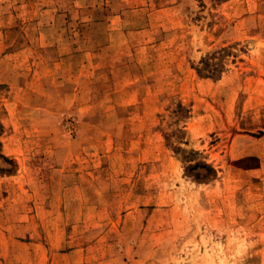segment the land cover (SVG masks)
<instances>
[{
  "label": "rangeland",
  "instance_id": "1",
  "mask_svg": "<svg viewBox=\"0 0 264 264\" xmlns=\"http://www.w3.org/2000/svg\"><path fill=\"white\" fill-rule=\"evenodd\" d=\"M0 264H264V0H0Z\"/></svg>",
  "mask_w": 264,
  "mask_h": 264
},
{
  "label": "trees",
  "instance_id": "2",
  "mask_svg": "<svg viewBox=\"0 0 264 264\" xmlns=\"http://www.w3.org/2000/svg\"><path fill=\"white\" fill-rule=\"evenodd\" d=\"M202 66L197 67V71L199 75L209 77V76H215L216 72H218L219 65L217 62L213 61V56H207L202 59ZM200 163H196L194 166H199ZM206 169V173H202L198 171L197 173H194V176L198 179H208L215 175V170L208 164L202 163L200 164ZM190 168H194L193 166H190Z\"/></svg>",
  "mask_w": 264,
  "mask_h": 264
}]
</instances>
